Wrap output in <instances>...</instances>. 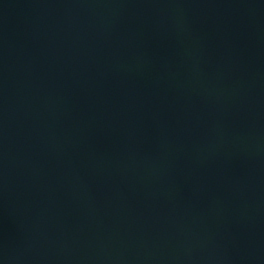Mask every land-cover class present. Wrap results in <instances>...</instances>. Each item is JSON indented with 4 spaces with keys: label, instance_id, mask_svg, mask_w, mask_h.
I'll use <instances>...</instances> for the list:
<instances>
[{
    "label": "water",
    "instance_id": "water-1",
    "mask_svg": "<svg viewBox=\"0 0 264 264\" xmlns=\"http://www.w3.org/2000/svg\"><path fill=\"white\" fill-rule=\"evenodd\" d=\"M0 264H264V0H0Z\"/></svg>",
    "mask_w": 264,
    "mask_h": 264
}]
</instances>
